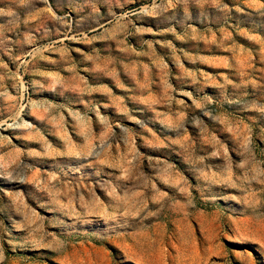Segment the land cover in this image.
<instances>
[{"label": "rangeland", "instance_id": "rangeland-1", "mask_svg": "<svg viewBox=\"0 0 264 264\" xmlns=\"http://www.w3.org/2000/svg\"><path fill=\"white\" fill-rule=\"evenodd\" d=\"M0 264H264V0H0Z\"/></svg>", "mask_w": 264, "mask_h": 264}, {"label": "bare ground", "instance_id": "bare-ground-1", "mask_svg": "<svg viewBox=\"0 0 264 264\" xmlns=\"http://www.w3.org/2000/svg\"><path fill=\"white\" fill-rule=\"evenodd\" d=\"M128 252V251H127ZM128 256V255H127Z\"/></svg>", "mask_w": 264, "mask_h": 264}]
</instances>
